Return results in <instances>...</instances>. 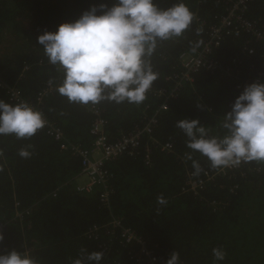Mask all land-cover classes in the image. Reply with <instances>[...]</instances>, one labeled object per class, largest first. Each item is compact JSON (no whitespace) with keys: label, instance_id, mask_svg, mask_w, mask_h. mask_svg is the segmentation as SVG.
Here are the masks:
<instances>
[{"label":"trees","instance_id":"obj_1","mask_svg":"<svg viewBox=\"0 0 264 264\" xmlns=\"http://www.w3.org/2000/svg\"><path fill=\"white\" fill-rule=\"evenodd\" d=\"M183 2L194 19L181 37L158 45L151 60L159 78L146 93V100L138 105L95 104L106 121L110 141L132 133L152 118L157 122L153 142L143 136L135 154L126 153L105 163L113 191L107 204L99 202L97 188L89 195L77 191L87 183L80 157L70 150L61 151L46 128L30 138L0 135V234L4 236L0 254L15 250L26 252L37 264H72L82 252H103L100 264H132L131 253L139 251V245L125 244L119 228L107 235L111 231L107 223L117 216L123 227L143 239L148 250H155L160 261L166 262L175 251L179 264H264V163H242L239 169L214 176L198 194L184 192L188 174L194 169L185 155L190 151L187 137L176 127L180 119H197L208 128L209 135L223 136V116L244 90L237 87L260 65L262 49L252 40L255 54L248 57L243 48L246 38L227 35L213 57L225 68H233V60L239 58L237 76L201 71L176 99L168 92L159 94L162 89L169 90L166 78L177 72L180 55L199 47L214 17L223 10L220 0ZM114 3L0 0V52L5 51L0 54V78L7 87L20 88L32 103L51 81L55 89L43 99L40 109L71 145H91L89 131L94 116L89 106L93 104L70 103L57 92L63 74L48 62L37 37L44 31L55 32L62 23L74 22L93 6L105 4L110 8ZM155 3L166 9L177 0ZM63 13L70 21L62 17ZM53 14L60 22L54 21ZM244 16L264 29V0H252ZM200 20L206 25L201 26ZM6 40L11 50L1 49ZM0 99L13 105L6 90L0 89ZM163 104L168 105L166 111H160ZM164 145H170L171 151L167 152ZM21 149L28 150L30 156L20 157ZM192 155L202 168L196 177L219 169L212 168L198 152ZM82 178L86 181L77 183ZM161 196L166 204L158 203ZM214 248L225 251L224 261H215Z\"/></svg>","mask_w":264,"mask_h":264},{"label":"clouds","instance_id":"obj_2","mask_svg":"<svg viewBox=\"0 0 264 264\" xmlns=\"http://www.w3.org/2000/svg\"><path fill=\"white\" fill-rule=\"evenodd\" d=\"M193 19L183 0L166 9L158 7L155 0H115L110 8L105 4L93 6L74 22L60 24L55 32L44 31L37 43L48 62L62 72L56 90L70 103L138 105L159 78L151 60L158 45L181 37ZM223 117V136L209 135L208 128L197 119L176 122L187 137L190 151L185 155L192 161L195 176L202 168L193 159V152L206 157L212 168L264 163V83L247 85ZM45 123L43 114L28 103L10 105L0 99V135L30 138ZM19 156L28 158L30 152L21 149ZM158 203L167 202L161 196ZM3 240L0 234V243ZM212 252L216 262L224 261L222 248ZM103 256V252H82L72 264H100ZM0 264L37 262L26 252L12 250L0 254ZM166 264H179V253L172 251Z\"/></svg>","mask_w":264,"mask_h":264},{"label":"built area","instance_id":"obj_3","mask_svg":"<svg viewBox=\"0 0 264 264\" xmlns=\"http://www.w3.org/2000/svg\"><path fill=\"white\" fill-rule=\"evenodd\" d=\"M252 0H220L223 5L222 13L214 17V20L207 30V37L200 42L199 47L193 51L183 52L178 58V70L166 78L169 86L168 91L161 90L159 94L168 92L169 97L176 99L182 89L187 86H192L194 76L201 71L211 74L218 73L222 76L235 77L238 74L240 66L239 58L233 60V68L223 67L219 61L213 57V52L221 45L227 35L234 37H245L244 49L247 51L248 57H253L255 54L254 48L251 46V41L260 44L262 52L260 53V65L251 72L253 75H247L246 79L237 88H245L252 83H262L264 76V29L257 21H251L244 16L248 10L249 4ZM201 26H205V21H198ZM255 69V70H254ZM0 89L6 90L8 101L13 105L19 103H28L33 108L42 113L40 106L43 99L54 91V85H47L36 96V102H28L22 94V90L16 86L7 87L4 81L0 78ZM90 112L93 114L92 124L90 127V135L92 136V143L89 147L82 145H71L64 140L63 131L55 124L49 123L45 117V126L47 133L53 138L56 143H59L61 151L70 150L80 157L82 163V172L86 177L87 183L83 186H78L77 191L89 195L95 188L98 189V200L102 204H107L108 200L113 193L110 187L111 175L105 167V163L113 162L128 153L130 156L135 154V149L143 136H147L151 140L153 128L156 125V119H150L144 126L137 127L132 133L120 136L116 141H110L106 132V121L103 117L101 110L95 105H91ZM167 104L161 106L160 111H166ZM167 152L171 151L170 145H164ZM239 167L219 168L213 173H205L204 177L188 174L186 181L187 189L184 192H192L198 194L199 189H203L206 182L213 179L216 175H224L228 171L239 169ZM122 219L117 216H112L107 227L109 231L107 235L114 234V229H120L121 240L125 244H138L140 249L137 252L131 253L133 260L132 264H166L160 261L155 256V250H148L141 237L131 231L130 228H125L121 223ZM97 231V229H96ZM170 256V255H169ZM168 256V257H169Z\"/></svg>","mask_w":264,"mask_h":264},{"label":"rangeland","instance_id":"obj_4","mask_svg":"<svg viewBox=\"0 0 264 264\" xmlns=\"http://www.w3.org/2000/svg\"><path fill=\"white\" fill-rule=\"evenodd\" d=\"M50 4V3H49ZM47 5H48V2H47ZM56 14V13H55ZM55 14H53V15H51L52 17H53V19H54V21H56V22H60L59 20H57L58 18L56 17V15ZM63 18H65V19H67L68 21H70V19H68V17H67V15L65 14V13H63V16H62ZM7 42H4V43H2V45H1V49H10L11 50V48H12V45L10 44V42H8V40H6ZM5 49V50H6ZM4 52L5 51H2V52H0V54L2 55V54H4Z\"/></svg>","mask_w":264,"mask_h":264},{"label":"crops","instance_id":"obj_5","mask_svg":"<svg viewBox=\"0 0 264 264\" xmlns=\"http://www.w3.org/2000/svg\"><path fill=\"white\" fill-rule=\"evenodd\" d=\"M86 181L84 178H82V180L81 179H77V183H81V181Z\"/></svg>","mask_w":264,"mask_h":264},{"label":"flooded vegetation","instance_id":"obj_6","mask_svg":"<svg viewBox=\"0 0 264 264\" xmlns=\"http://www.w3.org/2000/svg\"><path fill=\"white\" fill-rule=\"evenodd\" d=\"M172 88V86H169V89H171ZM150 141H152L153 142V140H152V137H151V140Z\"/></svg>","mask_w":264,"mask_h":264}]
</instances>
